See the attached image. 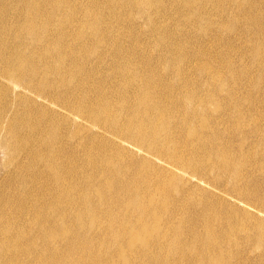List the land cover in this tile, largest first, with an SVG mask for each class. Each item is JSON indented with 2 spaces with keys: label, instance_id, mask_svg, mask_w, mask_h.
Masks as SVG:
<instances>
[{
  "label": "bare ground",
  "instance_id": "bare-ground-1",
  "mask_svg": "<svg viewBox=\"0 0 264 264\" xmlns=\"http://www.w3.org/2000/svg\"><path fill=\"white\" fill-rule=\"evenodd\" d=\"M0 264H264V0H0Z\"/></svg>",
  "mask_w": 264,
  "mask_h": 264
},
{
  "label": "rangeland",
  "instance_id": "rangeland-1",
  "mask_svg": "<svg viewBox=\"0 0 264 264\" xmlns=\"http://www.w3.org/2000/svg\"><path fill=\"white\" fill-rule=\"evenodd\" d=\"M1 165H2V163L0 162V167H1ZM0 172H1V170H0ZM0 175H1V173H0Z\"/></svg>",
  "mask_w": 264,
  "mask_h": 264
}]
</instances>
